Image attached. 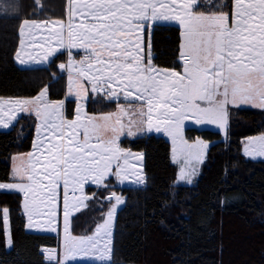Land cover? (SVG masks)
<instances>
[{
	"label": "snow or ice",
	"instance_id": "1",
	"mask_svg": "<svg viewBox=\"0 0 264 264\" xmlns=\"http://www.w3.org/2000/svg\"><path fill=\"white\" fill-rule=\"evenodd\" d=\"M66 3L67 22H53L48 43L82 47L86 53L83 60L77 63L70 59L67 65L69 94L73 85L77 95L87 93L82 83L87 81L91 91H103L109 99L122 95L138 107L121 106L119 113L100 117L87 116L81 107L76 110L74 120H67L62 101L39 102L43 92L35 100H0V126L3 127H8L16 118L14 106L36 103L35 115L41 121L38 132L43 137L38 136L34 151L28 153L27 165L15 169L14 177L20 182L0 183V189L23 193L22 207L31 227L34 216L47 217L48 224L54 223L58 189L62 185L65 232L69 214L87 206L84 201L88 197L83 195L86 183H101L110 175L121 182L136 176L137 182H142V176L135 171L137 165L129 164L132 154L118 146L115 136L104 140L101 135L109 129L113 133L122 129L123 116H129V135L133 134L131 126L135 125L137 131H164L172 137L176 145L174 158L183 157L180 171L183 179L185 167H191L193 160L199 161L207 148L203 141L189 143L184 138L185 121L219 122L224 126L229 105L255 103L264 107V0H234L231 15L224 11H193L200 6V0H179V3L178 0H66ZM219 3L220 0H212L210 7L216 8ZM36 5L41 7L39 0ZM169 20L183 26L180 51L183 73L159 69L150 55L145 58L142 54L139 34L145 24ZM48 23L25 20L20 33L23 35L25 28L47 27ZM58 47H49L32 59L46 60ZM16 57L21 64L26 62L20 59L19 52ZM59 67L64 69L65 65ZM248 144L256 154L264 156V135L249 140ZM194 172L192 167L191 174ZM105 199L115 202L107 219L97 226L95 236L78 241L80 253L92 252L100 259H104L109 249L106 244L103 250L98 248L97 237L102 231L105 237L109 235V222L116 205L122 203L114 192ZM0 214L7 223L8 209H0ZM6 242L11 245L10 232ZM66 247L65 260L69 256L74 258L76 247L68 244Z\"/></svg>",
	"mask_w": 264,
	"mask_h": 264
},
{
	"label": "trees",
	"instance_id": "2",
	"mask_svg": "<svg viewBox=\"0 0 264 264\" xmlns=\"http://www.w3.org/2000/svg\"><path fill=\"white\" fill-rule=\"evenodd\" d=\"M39 3L38 8L36 0H0V98L33 99L43 89L48 100L63 98L62 52L43 66L23 67L15 60L23 20L65 16L66 0ZM231 10L232 0H223L214 11L230 15ZM148 43L156 67L181 68L178 25L153 24ZM74 105L66 99L67 119ZM113 109V101L87 100L89 114ZM34 127L35 118L22 114L0 130V182L10 180L11 157L30 150ZM261 132L264 109L244 107L229 108L225 139L217 131L188 129L189 138L201 135L212 141L192 185L175 183L170 143L162 135L123 137L122 148L141 153L144 183L107 186L124 197L115 216L112 260L63 264H264V160L246 158L241 151L242 138ZM92 188L87 187L93 194L89 203L108 196L104 187ZM21 199L19 191L0 190V209L9 211L12 241L7 247L0 214V264H56L45 260L41 247L56 246L57 236L26 230ZM80 218L81 213L74 227L81 226Z\"/></svg>",
	"mask_w": 264,
	"mask_h": 264
},
{
	"label": "rangeland",
	"instance_id": "3",
	"mask_svg": "<svg viewBox=\"0 0 264 264\" xmlns=\"http://www.w3.org/2000/svg\"><path fill=\"white\" fill-rule=\"evenodd\" d=\"M211 2H212V0H200V6L194 7L193 10L194 11L201 10L205 13H208L210 10L214 11V10H216V8L218 9V7H220L222 5L223 0H220V3L216 8L210 7ZM48 20H50V19H48ZM70 48L72 50H74V48H72V47H70ZM179 59L181 62V68L179 70L174 69V68H163V67H157V68L168 69V70L183 73V60L181 58H179ZM69 72H70V70H69ZM72 90H74V85H73ZM42 92L44 93V96H45V89H43L39 92V94L35 98L39 97ZM35 98H33V99H35ZM44 98H46V97H44ZM136 107H138V104L129 105L128 107H126V108L124 107V108L125 109H131V108H136ZM231 107L264 109V107H259L255 103H253V104L229 105L227 108V123L224 126H221V124L219 122L197 124L194 119H190V120L185 121L184 126H183L184 138L189 143H194L197 140L203 141L204 144L207 145V148L204 149L203 157L199 161L193 160L191 162V167H185L186 175L183 179L180 176L181 167L183 166V157L174 158L173 149L176 147V145H174L172 137L164 131H161V132H157L155 130L137 131L135 125L131 126V130H132L133 134L129 135L128 134L129 133V116H123L122 117V123L124 124V127L122 129H120L117 133H113L109 129L107 131L102 132L101 135L105 136L106 134H108L109 136L110 135L112 136V134H113V136H115L117 138L118 146L122 150H124V152L132 154V158L129 160V164L137 165L135 171L138 172L140 176H142V178H143L142 182H137L138 178L136 176H130L129 179L124 180L123 182H121L116 176H113L116 179L115 182L109 183L107 185H105V184L104 185H96L92 189L94 190L96 187L97 188L104 187V190H105L104 193L106 195L110 196V194L112 192L110 190L111 187H107V186H111L113 184L114 185H120V186H124V185H126V186H128V185L129 186H139V185H142L144 183L142 159H136V157H142L141 153L128 151L127 149L122 148L121 144H120L122 137L126 136L129 138H134V137H137V135L140 133H141L140 135L151 134V133L162 135L170 143V149H171L170 157H171V161H172L173 165L175 166V170H176L175 171V183L176 184H182V185H192L195 182L196 178L198 177L199 173L201 172L202 164L204 162L206 153H207L208 148H209L210 144L212 143V141L202 137L201 135H194L193 138H189L187 135L188 129H194V130H198V131H201V130L217 131L221 134V138L225 139L226 134H227V128L229 125V108H231ZM119 109H120V107H117V109H113L111 111L101 112V113L104 115H107L109 113L115 114V113H119ZM129 115H131L130 112H129ZM131 118L133 120L136 119L135 116H132ZM114 121H115V117H113L112 123H114ZM140 135H138V136H140ZM262 135H264V132L249 135V136H246V137L241 139V151H242V154L246 158H249L252 160H264V156L256 154L254 151H252L251 147L248 144L249 140H251L253 138L260 137ZM246 148H248L247 152L245 151ZM178 159H179V162H178ZM17 167H18V165H17L15 158H14V161L12 162L13 171H15V169H18ZM192 167L195 168L194 174H191V168ZM21 175H22V173H21ZM18 182H20V181L19 180H17V181L10 180L8 182H0V183H18ZM96 184H98V183H96ZM87 187L88 186L83 187V195L88 197V199L84 201V204H86L87 206L86 207L81 206L79 211H73L69 214L67 232H65V223H64V216H63V186L62 185H61V188L58 189L59 196H58L57 209H56L57 215L55 217L54 223H52V224H48V222H47L48 218L47 217L41 218V217H35L34 216L33 221H32V226L31 227L29 226L28 216L22 207L23 200H24V195L22 193L21 209H22V212H23L24 217H25V228H26V230L32 231V232H38V233L53 234V235L57 236V238H58V244L56 246H54V247H45V246L41 247V252L44 254V258L46 261L52 262V263L54 262L56 264H63V263H67V262L109 263L112 260L113 232H114L115 216H116L117 210L124 204V197L121 194L116 193L117 196L121 197L122 203L119 205H116V211L113 214L112 220L109 222V226H108L109 235L107 237H105L104 232L102 231L100 233V236L97 237V239L100 241V243L98 244L97 247L100 248L101 250H103L104 245L106 244L107 248L109 249V251L105 252L104 259H100L99 255H94V254H92V252H89L88 255H84V254L79 252V244H78L79 239L83 238V237L95 236L97 226L99 224L103 223L107 219V213L111 209L113 204L115 203L114 200H107L105 198H99V200L101 199L100 201H98V202L94 201V202L89 203V200L93 194L90 195L89 193H87ZM0 190L15 191V190H6V189H0ZM77 195H80V193H77ZM96 199H98V198L96 197ZM88 207L90 208L89 210H87ZM79 213H81V218L79 220H81L83 216L84 217L87 215L88 216L85 217V219H82L81 221L78 220L79 223H81V226L79 225V226L74 227V225L76 223L74 221V219L77 216V214H79ZM3 222H4L5 244L7 247H9V245L6 242L7 234L10 232L8 218H7V223H5L4 218H3ZM53 228L55 229V231L52 230ZM76 228H79L80 230L77 231ZM69 238H75V239L70 240ZM66 244L76 247V254H75L74 258L72 256H69V258L67 260H65V256L68 255V249L66 247Z\"/></svg>",
	"mask_w": 264,
	"mask_h": 264
},
{
	"label": "crops",
	"instance_id": "4",
	"mask_svg": "<svg viewBox=\"0 0 264 264\" xmlns=\"http://www.w3.org/2000/svg\"><path fill=\"white\" fill-rule=\"evenodd\" d=\"M178 3H179V0H178ZM233 4H234V0H232V7H233ZM196 12H203V11L199 10V11H196ZM231 12H232V10H231ZM67 19H68V5L66 3L65 16H64L63 19L60 18V19H50V20H27L30 23L31 22L41 23V22L47 21V22H49L47 27L33 28L31 30H29L28 28H25L23 35H21L20 29L22 27V23L20 25V28H19V43H18V48H17L16 54H17V52H19L20 53V59H23L26 62L24 64H21L20 60L17 59L16 54H15V60H16L18 65L23 66V67L43 66V65H46L50 61V59L57 53L62 52L63 56H64L63 62L61 64L65 65V68L64 69L60 68L61 71H62V74H63V98L61 100H58V101H52V100H48V99L44 98L45 97L44 96L42 98V100L39 101V102L42 103L43 101L46 100L48 102L58 103V102L62 101L63 102L62 112H63V115L65 117V101H66V99H73L75 101L74 114H73V117L71 119H67L65 117V119H67V120H74L76 115H77V111L76 110L78 108H81V107L83 108V113H86L87 116L100 117V116L104 115L101 112L100 113H95V114H89L87 112V100H88L89 97H94V98L96 97V98H99V99H104L105 101H113V102H115V107H116L115 109H117V107H121V106L126 108L129 105L137 104L135 102H131L130 103V101L125 100L122 95L120 97H118V98L109 99L105 95V93L103 91L100 92V93L93 92V91H91V87H90V85H89V83L87 81H82V83L84 84V87L88 89L86 94L83 93V92H80V94L77 95L76 94L77 89H76L75 85H74V90H72V94H69V82L68 81H69L70 72H69V70L67 68V65H68L70 59L76 61L77 63L79 61L83 60L84 56L86 55V53H85V51H84V49L82 47H77V48H74V50H72L68 46H66V47H58L54 43L53 44H49L48 43V32L52 29L53 22L63 21L66 24ZM23 21H25V20H23ZM156 23L176 24V25H178L180 27V51H181L182 36H183V26L178 21H175V20L157 21L155 23L145 24L143 32L139 34L141 36V38H142L141 43H142V47L144 49L142 54L145 56V58H147L149 55L152 57L150 46H149V43H148V35H149V32H150L151 26L153 24H156ZM57 27H58V25H57ZM21 41H23V47H21ZM49 47H58V50L54 54L49 56L48 59H46V60L41 61L39 58H37L35 60L32 59V57L35 56L37 53H40L42 55L44 50L48 49ZM0 100H17V99L0 98ZM19 100H35V99H19ZM36 105H37L36 103H32V104H29V105H17V106H14L13 111L15 113L16 118L9 124L8 127L0 126V130H6V129L10 128L15 123L16 119L22 114L32 115L35 118L34 134H33V139H32L30 150L27 151V152H24V153L15 154L14 156L11 157L10 180H14V181L18 180L16 178H14V171L12 169V162L14 161V158H15V161H16V163L18 165L17 168L22 169L28 163V153H31V152L34 151V147L33 146H34V144H36L38 142V136H40L41 139L43 138L40 135V133L38 132V129L40 127L41 121L35 115ZM21 108H23L24 111H21ZM140 134H138V135H140ZM81 135H82V131H81ZM112 136H113V134H112ZM112 136L111 135L109 136L108 134H106L105 136H102V137L104 138V140H108V139L112 138ZM124 137H126V136H124ZM36 154L39 155V153H36ZM49 158H51V157H49ZM41 160H42V163H43L44 162L43 158H41ZM115 181H116V179L112 175H110L105 180H103L101 183L96 184V183L88 182L84 186L94 187L96 185H104V184L107 185V184L113 183Z\"/></svg>",
	"mask_w": 264,
	"mask_h": 264
}]
</instances>
